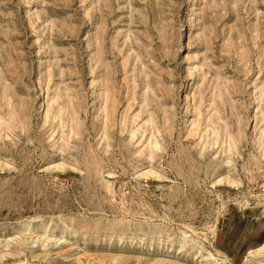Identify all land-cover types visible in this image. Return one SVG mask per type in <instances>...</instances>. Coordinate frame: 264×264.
Listing matches in <instances>:
<instances>
[{
  "label": "rangeland",
  "instance_id": "obj_1",
  "mask_svg": "<svg viewBox=\"0 0 264 264\" xmlns=\"http://www.w3.org/2000/svg\"><path fill=\"white\" fill-rule=\"evenodd\" d=\"M242 218L264 0H0V264H264Z\"/></svg>",
  "mask_w": 264,
  "mask_h": 264
},
{
  "label": "bare ground",
  "instance_id": "obj_2",
  "mask_svg": "<svg viewBox=\"0 0 264 264\" xmlns=\"http://www.w3.org/2000/svg\"><path fill=\"white\" fill-rule=\"evenodd\" d=\"M212 237H214L212 234L209 236V238L211 239ZM235 237H232V239L230 240V243L235 241ZM225 242V241H224ZM243 243H247V244H250L248 246L250 247H247L245 249H243L242 251V258L243 260L253 256V255H264V240L261 241L260 243L258 244H255V240L254 238H250L249 236L244 240ZM221 244V243H220Z\"/></svg>",
  "mask_w": 264,
  "mask_h": 264
},
{
  "label": "crops",
  "instance_id": "obj_3",
  "mask_svg": "<svg viewBox=\"0 0 264 264\" xmlns=\"http://www.w3.org/2000/svg\"><path fill=\"white\" fill-rule=\"evenodd\" d=\"M242 219L249 224V227L244 231V236L254 238L255 243H259L264 240V220L258 221L255 226L251 227L249 220L245 218ZM239 242H241V240Z\"/></svg>",
  "mask_w": 264,
  "mask_h": 264
}]
</instances>
